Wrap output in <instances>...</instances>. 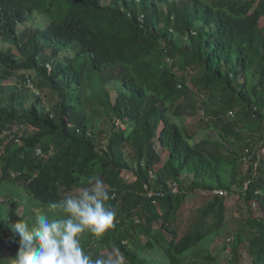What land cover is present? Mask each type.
<instances>
[{"label": "trees", "instance_id": "1", "mask_svg": "<svg viewBox=\"0 0 264 264\" xmlns=\"http://www.w3.org/2000/svg\"><path fill=\"white\" fill-rule=\"evenodd\" d=\"M39 16L52 21L31 33ZM0 38V86L25 72L24 90L0 97V264L18 251L9 224L53 211L90 176L116 212L102 238H82L93 259L264 264V0H0ZM31 72L56 104L26 91ZM119 79L129 95L112 101L105 85ZM193 195L207 203L183 233L174 223Z\"/></svg>", "mask_w": 264, "mask_h": 264}, {"label": "clouds", "instance_id": "2", "mask_svg": "<svg viewBox=\"0 0 264 264\" xmlns=\"http://www.w3.org/2000/svg\"><path fill=\"white\" fill-rule=\"evenodd\" d=\"M84 187L51 202L55 216L39 213L8 225L18 235V251L10 264H120L115 254L93 259L84 249L85 234L103 237L113 226L115 210L108 204L104 180L90 176Z\"/></svg>", "mask_w": 264, "mask_h": 264}, {"label": "rangeland", "instance_id": "3", "mask_svg": "<svg viewBox=\"0 0 264 264\" xmlns=\"http://www.w3.org/2000/svg\"><path fill=\"white\" fill-rule=\"evenodd\" d=\"M36 16V15H35ZM34 16V17H35ZM42 19H38V22H30V28H31V33L35 32L36 30L40 29L43 25H47L49 24L52 19L50 17H41ZM41 22V23H39ZM39 39V38H38ZM45 42H41V44H43L46 48L47 53L49 54L51 52L52 46L50 44H47L46 42H48L47 40H44ZM8 45L6 43H4L1 38H0V48H7ZM68 49V48H66ZM63 55H65L66 57H70L68 52H61L60 55H58L56 58H52L47 56L46 59L47 60H52V62H47V69L50 70L52 67H54L56 65V63H58L59 59L61 57H63ZM25 74V72L23 71H18L17 72V77L14 79V83L12 84H6V85H1L0 86V97L2 98L1 100H3V102H8V95L13 92V91H23L25 88V84L24 81L22 80L21 76H23ZM31 75V81L33 82V87L30 84H26V91L28 90V88L32 89L34 92L36 93H40V97L42 98V100L44 101L45 105L47 106H52L54 104L57 103L58 101V97L56 94H53L50 92V89H43L40 90L37 88V85L40 81V77L39 75H37V73H30ZM123 82L121 79L117 80V81H113V82H109L108 84L105 85V88L107 90V92L110 94L112 101H114L116 99V97H118L120 94H126L129 95L126 91L125 88L122 87ZM28 87V88H27ZM93 109L95 110H100V106L98 105H94ZM234 117V116H233ZM201 118H203L202 112L200 111L199 114L196 115V117H193L191 119H189V123L195 124L196 122H198ZM177 122H181L178 118H174ZM114 120H106V123L103 124L102 126H100L101 129L110 131L112 129V123ZM120 121H118V119H116V123H119ZM121 127L123 128L124 125L122 124ZM209 134H211L212 136L215 134L214 132L210 131V132H206V133H201L200 135H198V137H196V139L194 140V143H199L200 141L208 138ZM1 138V136H0ZM262 142L261 139H258L257 137H255L254 141H253V149L254 150H258L259 147H261ZM246 151L244 153H242V156H245ZM134 167V164H133ZM123 176L129 181L132 182L134 180V176L131 173H124ZM19 188L22 190V194L25 197V200H22V204L20 206V208L17 210V213L19 216L24 215V213L26 212L28 205H27V201L30 198V195L27 194V192L25 191L24 187H23V183H19L18 184ZM209 198V197H207ZM210 199V198H209ZM207 203V201H203L201 198H199V195H193L191 197H189L188 200H186V202H184V204L182 205V208L180 210V212L178 213V218L174 223V226H176L177 228H179L183 233L186 232L189 227H192L193 224L195 223V221H197V218L203 208V206H205V204ZM240 205H242V208L245 210L244 215L245 217L248 216V213H246V207L245 204L242 202L240 203ZM241 208V209H242ZM243 209L241 211L237 212V216L240 217L243 214ZM39 213H45V214H53L56 215V210L53 211H46V212H41L40 210H38ZM238 224L235 222L233 227H231V230L233 233H236L238 231L237 228ZM243 232V236L245 238L251 237L252 233L249 229V227L245 226L242 230ZM106 254H108V252H105ZM111 253V252H109ZM199 258H194L192 257L191 261L193 264L197 263V264H201V262L199 261Z\"/></svg>", "mask_w": 264, "mask_h": 264}, {"label": "built area", "instance_id": "4", "mask_svg": "<svg viewBox=\"0 0 264 264\" xmlns=\"http://www.w3.org/2000/svg\"><path fill=\"white\" fill-rule=\"evenodd\" d=\"M39 152H40V151H39ZM248 153H249V151L247 150V151H246V154H248ZM245 186L247 187V184H246ZM215 193L217 194V193H219V192L216 191Z\"/></svg>", "mask_w": 264, "mask_h": 264}]
</instances>
